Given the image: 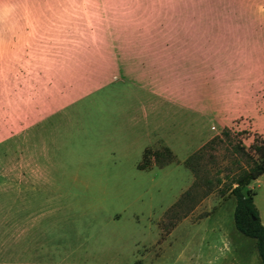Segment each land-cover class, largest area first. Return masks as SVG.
I'll return each instance as SVG.
<instances>
[{
	"label": "rangeland",
	"instance_id": "1",
	"mask_svg": "<svg viewBox=\"0 0 264 264\" xmlns=\"http://www.w3.org/2000/svg\"><path fill=\"white\" fill-rule=\"evenodd\" d=\"M249 6L0 0V174L55 176L53 188L0 186V245L36 217L27 235L59 246L50 264H138L148 252L161 264H262L235 225V196L221 193L250 167L237 146L264 138L251 115L264 111V42L236 17ZM165 147L174 161L138 167Z\"/></svg>",
	"mask_w": 264,
	"mask_h": 264
},
{
	"label": "crops",
	"instance_id": "2",
	"mask_svg": "<svg viewBox=\"0 0 264 264\" xmlns=\"http://www.w3.org/2000/svg\"><path fill=\"white\" fill-rule=\"evenodd\" d=\"M246 4L250 6L247 7V9H244L242 12H239L238 15H236V17L239 18L238 22L242 23V29L246 32V35L248 34V36H250L253 33L254 40L260 43L264 42V0H246ZM260 59H262V63H264V56H261ZM253 114L256 118L264 120V111H262V107L258 108L253 113H251V115ZM6 173L8 174H0V178L4 175L18 177V179L0 180V186L5 188H17L20 193H22L21 191H23V189L27 187H29L33 191H36L43 189L44 187L53 188L55 184L54 173L49 167H47L46 169H34L30 172L13 171ZM263 185L264 174L254 180L250 187H252L256 192L254 200L258 208L261 220L264 224V193L262 194ZM259 198L261 200V205L259 204ZM39 223V219L35 217V219L32 220L31 227L25 228L24 225H21L19 227V230L16 231V233L13 234L10 239L4 238L3 244L0 245V264H5L8 262L7 245L9 241H13L12 243H14L15 245L16 253L10 256L15 257V264L52 263V260L55 258L56 252H58L56 250H58L59 246L55 245L54 241L47 240L46 238H44L45 234L41 233L40 231H38L37 235L33 236L30 239L27 235L29 229H33L36 225L39 226ZM158 242L163 246V249L167 242L171 243V241L167 240V238L161 239V235L159 237ZM229 244L231 245V243ZM204 250V247H202L200 250L198 248L191 252L188 257V261H193V255L194 257H197ZM205 252H207V249L205 250ZM163 255L164 253L161 256L156 257L155 259H151V252H148L143 255L145 259L144 262L138 264H161L160 261L162 260ZM145 257L149 258L146 259ZM254 260H256V262L262 263L261 258L260 256H258V254H256V256L254 257Z\"/></svg>",
	"mask_w": 264,
	"mask_h": 264
},
{
	"label": "trees",
	"instance_id": "3",
	"mask_svg": "<svg viewBox=\"0 0 264 264\" xmlns=\"http://www.w3.org/2000/svg\"><path fill=\"white\" fill-rule=\"evenodd\" d=\"M224 134L229 135V132L224 130ZM237 149L250 159V167L243 169L233 177L230 184L223 188L221 193L224 195L231 192L235 196L237 202L234 212L235 225L244 235L256 239L257 250L262 264H264V224L255 204L256 192L252 188H248L251 182L264 174V138H256L249 151L239 145ZM174 160L175 155L169 147H165L163 150L146 148L138 167L146 169L152 164L162 167ZM189 161V158L185 160V165L190 166ZM164 238L165 234H161V239Z\"/></svg>",
	"mask_w": 264,
	"mask_h": 264
}]
</instances>
